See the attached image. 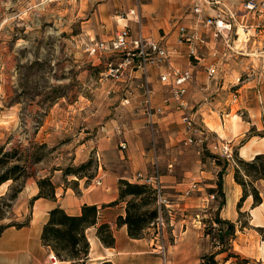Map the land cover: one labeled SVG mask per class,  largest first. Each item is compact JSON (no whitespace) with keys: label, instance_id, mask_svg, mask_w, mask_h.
<instances>
[{"label":"rangeland","instance_id":"374dc122","mask_svg":"<svg viewBox=\"0 0 264 264\" xmlns=\"http://www.w3.org/2000/svg\"><path fill=\"white\" fill-rule=\"evenodd\" d=\"M189 12L187 0H0V146H6L5 151L20 147L31 156L36 146L46 145L43 161L32 165L28 176L17 183L7 182V189L46 177L52 180L56 174L73 180L95 177L104 163L99 148L102 125L115 117L114 107L125 105L133 95L136 69L129 68L117 82L108 75L109 65L120 64L125 56H90L91 42L110 40L129 27L132 36L143 30L146 37L164 39L169 50L180 53L185 49L178 47L175 25ZM243 16L239 14L240 19ZM250 35L247 47H240L245 37L242 33L237 49L231 52L236 61L231 64L234 80L225 90L237 100L231 118L240 114L246 121H257L248 136L264 137V32L251 31ZM205 51H199L198 57H208ZM240 87H244L241 93L237 92ZM115 93L121 97L126 94L125 101L116 100ZM247 108L252 109V116ZM188 148L190 156L198 150L195 146ZM202 149L205 157L221 166L224 182L229 162L213 155L206 145ZM233 152L235 160L230 164L235 170L243 171L240 160L254 159L240 157L236 148ZM89 161V167L74 173ZM5 170L0 169V174ZM69 170L73 172L66 175ZM259 182L254 186L264 199V185ZM212 191L210 204L189 212L190 219L199 214L209 226L222 201L218 189ZM16 201L12 209L0 202V226L23 223L29 217ZM153 206L144 205L140 211H149ZM164 217L170 220L169 215ZM242 221L249 224L250 217L244 216ZM170 229H166L167 249L175 239ZM238 236L235 252L241 257L254 256L253 264H264V236L255 230H245ZM203 245L210 252L211 237ZM239 262L232 259L227 264Z\"/></svg>","mask_w":264,"mask_h":264},{"label":"crops","instance_id":"0c3cea01","mask_svg":"<svg viewBox=\"0 0 264 264\" xmlns=\"http://www.w3.org/2000/svg\"><path fill=\"white\" fill-rule=\"evenodd\" d=\"M181 50L183 52H175L172 64L193 75L182 100L177 102L170 88L161 84L159 74L163 70L150 67L147 79L154 89L151 106L161 109L162 114L152 112L150 117L143 105V91L136 88L133 95L126 99L128 102L125 105L121 103V106L114 107L115 117L101 128L99 148L104 163L100 164L92 180H73L56 174L52 177L56 187L55 199L40 198L32 206L30 201L40 190L37 181L26 182L16 204L29 213L31 222L28 227H10L2 233L0 264H51L50 255L54 252L42 242L43 228L49 220L50 211L59 207L71 216H79L84 205H95L99 212L97 226L86 232L90 252L84 264L200 263L201 255L209 251L203 245L208 238L205 237L199 214L193 219L187 214L210 204L209 191L216 189L218 174L223 170L214 160L202 154L203 146L208 148L212 142H227L237 149L240 157L251 160L264 154V137L248 136L252 127L258 125L257 121H246L240 114L231 118L237 100H233L232 92L225 89L234 80L231 64L234 65L236 61L231 58L234 57L231 52L235 50H214L212 47L203 49L209 52L208 57L194 58L198 62L192 61L187 48L182 47ZM211 67L215 69L213 76L208 72ZM134 75L135 84L144 77L139 70ZM120 81L118 79L117 82ZM243 89L240 87L237 92L241 93ZM115 94L116 100L125 101L126 94H122V97ZM248 111L252 116V109ZM186 118L193 121L195 129L203 130L195 134L192 144L188 143L190 132L184 123ZM121 144H125L126 149L123 150ZM189 146L198 149L192 156L189 154ZM225 172L223 192L226 205L221 209L220 216L232 222L239 220L240 212L250 217L248 226L238 230L234 243L236 251L238 234L245 230H255L264 236V202L254 207L253 198L248 197L242 208H238L243 189L235 182V167L228 163ZM139 175L157 177L172 202L174 215L170 232L175 239L169 246L167 262H164L152 240V228L146 231L144 238L133 239L126 225H118L119 218L126 217L127 209V203L120 200L119 182L127 180L142 184L137 180ZM73 183L76 185L73 186ZM259 183L264 185L263 180ZM7 186V183L0 185V197L8 193ZM103 224H108L113 231V247L105 246L97 236V228ZM242 257L254 263L251 260L254 256ZM58 264L71 262L59 260Z\"/></svg>","mask_w":264,"mask_h":264},{"label":"trees","instance_id":"16d2710c","mask_svg":"<svg viewBox=\"0 0 264 264\" xmlns=\"http://www.w3.org/2000/svg\"><path fill=\"white\" fill-rule=\"evenodd\" d=\"M46 145L36 146L31 156L26 155V151H22L20 147H11L5 151L6 146H0V169H6L0 174V185L9 181L17 183L21 179L28 176V170L32 165L40 163L46 157ZM216 160H220L215 157ZM242 167L237 168L234 173L235 182L243 189V196L238 203V208H242L243 202L252 197L254 207L264 202L259 190L254 186L256 181L264 180V154L254 157L252 161H239ZM91 161L82 164L74 173L83 171L91 165ZM73 170L66 172L69 175ZM244 172V174H242ZM222 172L218 174L216 188L222 201L219 203L216 212L211 216L209 226L205 220H200L204 228L206 238L211 237V251L204 252L200 258V264H227L232 259L240 260L239 264H252L248 259L242 258L234 251V243L237 240L238 230H243L248 224L243 223L242 217L246 213L240 212L239 220L232 222L225 220L220 216L221 209L226 205V198L223 192ZM93 176L87 178L92 180ZM39 193L34 197L33 202L40 198L55 199L56 187L50 177L40 179L37 182ZM24 185L20 184L9 189L5 196L0 197V202L6 204L7 208L12 209L19 194L24 190ZM215 189H211L209 193H214ZM120 200L127 203L126 217H120L119 226L126 225L128 234L133 239H142L146 235V231L153 227V224L159 218V207L157 205V192L153 187L146 184L131 183L127 180L119 182ZM129 199V200H127ZM153 204V208L149 211L141 212L142 206ZM0 209V221L1 217ZM98 207L95 205H84L81 215L71 216L61 208H55L49 213V220L43 228L42 242L49 247L55 256L62 261H70L71 264H84L88 259L90 252V242L87 238V230L96 227L98 224ZM31 222L29 216L23 223H11L0 226V236L5 229L15 227L21 229L28 227ZM97 236L101 242L107 247H113L115 238L113 231L108 224L100 225L97 228ZM225 255V256H224ZM111 264V263H104ZM236 264V263H235Z\"/></svg>","mask_w":264,"mask_h":264},{"label":"built area","instance_id":"2783aa9c","mask_svg":"<svg viewBox=\"0 0 264 264\" xmlns=\"http://www.w3.org/2000/svg\"><path fill=\"white\" fill-rule=\"evenodd\" d=\"M190 2V12L183 21L175 25L178 32V47H185L189 50L190 56L199 58L198 52L212 47L214 50L229 49L236 50L241 42V35L244 34V42L240 47L245 48L251 38L250 32H264V0H187ZM135 14V11H131ZM244 14L239 18V14ZM249 36V37H248ZM153 41L146 37L142 30L135 37L132 36L129 27L118 31L110 40L92 41L88 52L90 56H102L105 54H118L125 56L123 62L117 65L110 64L108 75L120 78L130 68L136 69L144 74V78L135 88L143 91V105L147 114H162L161 109H154L151 106L154 89L150 86L147 73L150 67L163 70L159 74L163 86L170 88L174 99L179 102L186 94L188 86L193 80L190 71H183L172 64V59L177 51L168 48V42ZM214 75L213 67L208 71ZM236 98V97H235ZM127 101V100H126ZM128 102V101H127ZM184 123L189 129L190 138L188 143L194 142L197 132L203 130L195 129L192 120L186 118ZM121 148L126 149L125 144ZM209 151L227 161L233 162V147L227 142H212ZM142 184L149 185L157 192V205L159 207V218L152 227V240L158 247L164 262H167L168 249L166 246V229L172 226L174 212L172 202L165 194L162 184L157 177H145L139 175L137 178ZM100 184V183H98ZM213 198V196H211ZM169 215L170 220L165 219ZM199 216H197L198 218ZM51 264H58L59 259L50 255Z\"/></svg>","mask_w":264,"mask_h":264}]
</instances>
